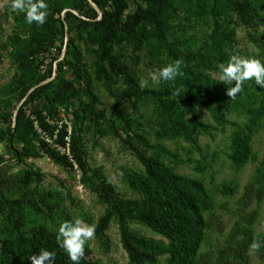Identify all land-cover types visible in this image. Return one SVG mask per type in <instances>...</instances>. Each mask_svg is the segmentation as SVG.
I'll list each match as a JSON object with an SVG mask.
<instances>
[{
    "label": "rangeland",
    "instance_id": "1",
    "mask_svg": "<svg viewBox=\"0 0 264 264\" xmlns=\"http://www.w3.org/2000/svg\"><path fill=\"white\" fill-rule=\"evenodd\" d=\"M89 1L98 13L96 19H101L105 12H111L115 8L114 0H101L103 6L92 0ZM131 1L135 5V2L143 0ZM250 1L264 15V0ZM45 2L48 6L46 22L39 25L35 22L29 24L25 13L13 10L11 0H0V190L6 197H18L23 193L19 174L34 168L44 174V179L39 184L34 181L30 189L33 193L39 190L44 195L51 192L53 199L49 203L55 209L53 219L49 220L44 216L39 220L43 222L47 220V224L52 228L60 227L63 222L75 219L95 227L99 218L105 213L107 205L83 183L82 171L76 164L72 168L62 166L53 160L49 153L53 148L58 149L53 138L58 133L60 124L68 121L76 127L75 112L82 110L87 102L85 94L81 93L64 105L58 106L57 115L53 118L54 137L46 131L49 141L44 139L49 145L34 140V151L37 153L25 150L23 144L16 139L15 132H7L8 127L16 126L20 109L24 111V115L19 120L25 122L30 118L29 115L45 106L47 94L61 89L69 92L68 82L73 80L74 74L70 65L59 66L58 62L62 59L64 62L76 61L80 54L83 65L90 72L93 89L99 98L98 110L107 119L115 120L116 127L121 133V137H118L107 132L105 124H102L100 131L94 125L95 119L91 115L87 119L89 127H85L82 141L87 159L93 168L103 170L108 180L123 197L136 196L126 177L133 171L142 170L144 166L123 141V138H134L133 130L127 127L123 118L116 116L115 98L107 90L104 82L97 77L98 45L93 38L97 30L93 26L89 27L82 33L84 39L79 40L77 32L82 25L80 20L73 19L66 22L62 34L58 30L60 26L49 19L50 10L54 8L60 10V12L53 11L56 17L58 14L65 16V12L71 10L84 20L93 19L89 16H93L95 12L86 4L80 5V8L74 7L73 4L75 5L77 0H45ZM162 4L163 0L157 2L155 6ZM170 10V13L163 11L162 16L168 22L169 38L177 44L175 48L181 59L198 66V60L191 59L188 53L204 50L215 29L214 18L210 12L201 14L196 0H172ZM249 20V24H244L236 12L232 10L223 12L220 19L221 26L233 31L236 44L233 49L228 48L229 55L225 62L218 63L217 69H203L205 74L219 80V66L227 64L232 55L264 61V26L251 17ZM52 30L57 35H51ZM43 40L46 42L43 44L45 47L49 46V49L44 54V65H42L44 67L40 70L39 67L34 66H37V62L30 64L19 56L38 41ZM115 51L121 60L130 66L139 82L142 79H149L148 88L163 90L169 83H173L160 81L154 84L150 80V73L177 60L172 55L152 57L144 46L137 52L141 60L136 63L132 55V45L129 43L116 45ZM50 68L53 70L52 76L36 83L35 79L42 75L41 71ZM49 81L54 83V88L45 89L41 96L26 100L27 96L18 100V91L14 88L21 86V82L25 83L23 87L29 86L27 94L29 95L37 87ZM75 85L79 90L83 89L80 83L75 82ZM114 87L123 91L128 85L122 77L115 75ZM246 88L254 94L255 105L264 106V87L255 84L254 80L245 81L242 90L235 96L239 99L236 105L231 102L233 99L228 95H225L221 105L215 102L220 108V114L225 118L223 123L217 121L203 105H197L198 120L210 126L199 134L197 148L182 137L163 140L156 138L154 129L157 127L159 117L150 100L144 98L139 102L129 99L122 101L123 110L132 118L134 130L145 135L151 142H161L170 148L178 158L176 161L168 159V163L181 174L203 180L214 198V208L206 214V234L200 251L202 264H264V116L252 124L248 105L245 101L242 102ZM181 104L187 109L186 101H182ZM60 108H64L65 111H60ZM62 113L65 114L61 115ZM238 131L249 132L253 139L252 154L239 168L233 165L229 157L232 137ZM133 140L140 149L147 152L136 138ZM59 152L63 154L60 150ZM226 183L231 184L230 191L223 188ZM4 219L5 214L1 213L0 226L3 225ZM131 227L139 235L163 239L139 222H132ZM106 233L105 240L94 235L86 242L92 250V259L97 260L99 264H130L115 220L111 222ZM254 242L261 246L251 250L250 245ZM158 264H168L166 257H161Z\"/></svg>",
    "mask_w": 264,
    "mask_h": 264
},
{
    "label": "trees",
    "instance_id": "2",
    "mask_svg": "<svg viewBox=\"0 0 264 264\" xmlns=\"http://www.w3.org/2000/svg\"><path fill=\"white\" fill-rule=\"evenodd\" d=\"M92 1L103 6L101 0ZM114 1L115 8L111 12H105L101 19H96L98 13L89 0H77L73 6L80 8L82 4L88 5L95 12L93 16H89L93 19H81L71 10H67L65 16L58 14L56 17L53 11L60 12V10L55 8L51 9L48 15L50 20H53L58 27L60 26L58 30L62 34L66 22L73 19L80 20L82 25L77 32L79 40L84 39L82 33L89 27L93 26L97 30L93 36L94 42L98 45L97 77L104 82L107 90L115 98L116 116L124 119L127 127L133 130L134 138L147 151L140 149L134 142V138H123L144 166L142 170L133 171L126 177L136 196L123 197L108 180L103 170L93 168L87 159L82 141L85 127H89L87 119L91 115L94 116V125L99 130L102 129V124H105L107 132L118 137H121V133L116 127V121L107 119L98 110L99 98L93 89L90 72L83 65L80 54L76 61L64 62L62 59L58 62L59 66L70 65L74 74L73 80L68 82L69 92L61 89L47 94L45 106L29 115L30 118L28 117L29 119L25 122L19 120L24 115V111L20 109L16 126L8 127L7 132H15L16 139L23 144L25 150L34 151V140L49 145V142L41 137L36 123L39 128L54 137L55 125L47 118L56 117L58 106L64 105L81 93L85 94L87 102L82 110L75 112L76 127L72 125L70 134L72 159L67 154H61L57 148H53L49 153L52 159L62 166L72 168L76 164L82 171L83 183L107 205L105 213L94 227L95 235L105 240L106 231L115 220L130 264H158L161 257H166L168 264H202L200 251L206 234V214L214 208V198L203 180L181 174L168 163V159L176 161L178 158V155L170 148L161 142L153 143L145 135L134 130L132 118L123 110L122 101L129 99L139 102L144 98L150 100L159 117L157 127L154 129L156 138L163 140L182 137L197 148L199 134L210 127L198 120V104L203 105L217 121L221 123L225 121L215 102L221 105L227 95V87L230 86L220 83L219 80L211 78L203 71L205 68L217 69L218 63L228 59V48L233 49L236 44L233 31L221 26L220 19L223 12L232 10L244 24H249V17H251L263 26L264 15L250 0H196L201 14L210 12L215 23V29L204 50L188 53L191 59L198 60L197 65L200 66L198 67L181 59L175 48L177 44L169 38L168 22L162 16L163 11L171 12L172 0H163L164 5L158 6L155 4L161 0L137 1L135 5L131 0ZM50 34L57 35L54 30ZM123 42L132 45V55L136 63L141 60L137 52L144 46L152 57L160 58L162 55L170 54L182 60L183 75L177 77L163 90L141 88L130 66L124 63L115 51V46ZM43 43H46L45 40L38 41L19 57H23L30 64L37 62V66H34L41 70L44 65V54L49 49V46L45 47ZM51 69L41 71L42 75L35 79L36 83L51 77L53 73ZM115 75L122 77L127 83L126 90L119 91L114 87ZM75 82L80 83L83 89L79 90ZM20 84L21 86L14 88L18 91V100L27 96L26 100L35 99L41 96L45 89L54 88V83L49 81L27 95L29 86L23 87L25 84L23 82ZM177 88L182 90L179 95L175 94ZM242 98V102L245 101L248 105L251 122L255 124L264 116V106L255 105L254 94L248 88L245 89ZM232 99L231 102L234 105L239 102L237 97ZM182 101L187 102V109L182 106ZM68 134V124L63 123L53 142L59 146H65V137ZM252 141V135L249 132L238 131L233 135L229 154L233 165L239 168L248 161L252 154ZM34 153L37 152L34 151ZM18 178L20 187L23 189V193L18 197H6L0 190V214H5L4 223L0 226V264H32L30 256L40 252L41 249H47L53 254L51 264H73L57 241L59 227L52 228L47 224V220L45 222L39 220L44 216L49 220L53 219L55 212L54 206L49 203L53 199L51 192L44 195L39 190L33 193L30 189L34 181L37 184L43 181L44 174L30 168L21 172ZM223 188L230 191L231 184L226 183ZM33 218L36 219L33 220ZM132 222L145 225L163 239L137 234L132 230ZM91 254L92 250L86 243L80 264H99L97 260L92 259Z\"/></svg>",
    "mask_w": 264,
    "mask_h": 264
},
{
    "label": "clouds",
    "instance_id": "3",
    "mask_svg": "<svg viewBox=\"0 0 264 264\" xmlns=\"http://www.w3.org/2000/svg\"><path fill=\"white\" fill-rule=\"evenodd\" d=\"M11 7L15 11L23 12L29 24L33 22L43 25L47 17V4L45 0H11ZM182 60H175L173 63L150 73V80L156 84L160 81L174 82L177 77L182 76ZM254 80L255 84L264 87V61L258 58H243L239 55H232L227 64L219 66V82L227 87V95L234 98L242 90L245 81ZM149 79L140 81L141 88L147 87ZM182 90L177 88L176 95ZM95 235V228L80 219L63 222L57 232V241L60 247L66 252L73 264H80L85 252V244ZM261 245L253 243L251 250H256ZM52 253L47 249L30 256L32 264H51Z\"/></svg>",
    "mask_w": 264,
    "mask_h": 264
},
{
    "label": "built area",
    "instance_id": "4",
    "mask_svg": "<svg viewBox=\"0 0 264 264\" xmlns=\"http://www.w3.org/2000/svg\"><path fill=\"white\" fill-rule=\"evenodd\" d=\"M43 67H44V66H42V68H43ZM60 111L64 112L65 110H64V108H60ZM64 114H65V113H62L61 115H64ZM47 120H48L50 123H52V124L55 123V122H53V119H52L51 117H48ZM65 122L68 124V133H69L68 136L65 137V142H66V144H65V146H59L58 144H55V146L58 147V149H59L63 154H67V155L72 159L71 151H70V140H71V138H70V134H71V132H72V124H70L68 121H65ZM61 125H62V124H60V126H61ZM36 128L38 129V131H39L41 137H42V138H45L46 140L49 141V138H48V134H47V132H46L45 130L39 128V126L37 125V123H36Z\"/></svg>",
    "mask_w": 264,
    "mask_h": 264
}]
</instances>
